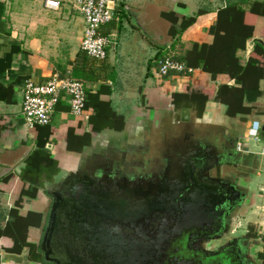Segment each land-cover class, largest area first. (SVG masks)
<instances>
[{
    "label": "crops",
    "instance_id": "0c3cea01",
    "mask_svg": "<svg viewBox=\"0 0 264 264\" xmlns=\"http://www.w3.org/2000/svg\"><path fill=\"white\" fill-rule=\"evenodd\" d=\"M204 1L115 0L114 16L101 28L111 40L107 56L98 59L82 52L86 23L69 0H60L56 10L46 8L44 0H0V173L7 170L0 177V229L10 222V210L16 206L23 185L22 174L36 155L52 159L57 174L74 169L84 147L91 146L99 135L120 138L123 150L134 147L143 158L144 154L150 158L163 152L174 140H180L185 129L191 131L192 139L202 138L211 145L224 138L231 142L230 133L233 145L239 141L233 120L240 114L232 116L229 103L232 87H240L241 82L229 74H218L214 79L201 68L192 73L155 75L159 56L174 55L191 42L213 41L209 28L230 0ZM256 1L264 0L249 2ZM250 3L244 4L245 22L254 26V34L240 56L246 63L250 58L258 61L262 93L246 103L252 106L248 115L257 116L264 113L258 109L264 93V15L254 13ZM166 13L196 19L173 39ZM54 76L83 81L86 111L81 116L72 114L69 95L65 94L56 104L50 124L31 128L22 115L25 81L46 83ZM219 88L221 98L217 99ZM256 122L264 131V124L255 117L248 130L250 136H254L251 129ZM126 160L131 161L127 155ZM40 179L44 187L38 188L36 197H24L23 201L43 198L46 205L39 211L40 223L28 228L30 246L21 253L10 251L12 238L0 236L6 264H50L44 261L38 244L51 207L45 184L53 179L48 180L46 174Z\"/></svg>",
    "mask_w": 264,
    "mask_h": 264
},
{
    "label": "flooded vegetation",
    "instance_id": "af4514ba",
    "mask_svg": "<svg viewBox=\"0 0 264 264\" xmlns=\"http://www.w3.org/2000/svg\"><path fill=\"white\" fill-rule=\"evenodd\" d=\"M185 130L177 151L158 154L162 162L128 148L127 164L135 165L125 184L128 230L143 264H264V248L255 249L264 245L261 236L248 224L238 229L251 206L243 182H250L254 155L244 145L239 150V141L233 145L231 133V142L211 145L199 138L206 147L190 150L185 136L192 133ZM194 155L201 160L198 168Z\"/></svg>",
    "mask_w": 264,
    "mask_h": 264
},
{
    "label": "water",
    "instance_id": "95a60500",
    "mask_svg": "<svg viewBox=\"0 0 264 264\" xmlns=\"http://www.w3.org/2000/svg\"><path fill=\"white\" fill-rule=\"evenodd\" d=\"M185 138L190 150L206 147L202 139L197 142L191 136ZM96 139L91 146L84 147L74 169L60 170L45 184L52 204L38 250L44 261L51 264H143L142 250L129 235L125 197V184L135 165L127 164V152L122 149L120 138ZM112 142L120 145L122 153L119 150L111 156H96L87 152L88 148L101 144L105 153ZM181 145L179 140H174L164 148L163 154L168 156ZM199 155L192 157L197 168ZM155 160L162 162L163 158L154 155ZM6 172L0 173V177ZM113 178L118 182L114 183Z\"/></svg>",
    "mask_w": 264,
    "mask_h": 264
},
{
    "label": "trees",
    "instance_id": "16d2710c",
    "mask_svg": "<svg viewBox=\"0 0 264 264\" xmlns=\"http://www.w3.org/2000/svg\"><path fill=\"white\" fill-rule=\"evenodd\" d=\"M249 1L251 2V0L242 2L230 0L225 7L218 11L216 21L209 28V32L214 37L211 43L191 42L176 54H164L155 60L156 69L158 60L170 56L187 67L201 68L209 72L214 79L218 74H229L235 81L241 82L240 87L231 89L232 102L229 103L231 115L250 113L252 106H248L246 103L254 102L262 93L259 86L260 77L257 75L258 61L250 58L246 63L240 56V52L246 50L247 41L254 34V26L245 22L246 7L244 4L250 3ZM253 3H250L253 12L264 15V1ZM166 17L172 23L170 33L173 39H177L196 19L194 16L188 18L173 16L172 13H166ZM179 20H181L180 23H178ZM82 52L89 56L83 50ZM76 75L78 74L76 73ZM221 88L218 89L217 99L221 98ZM222 99L225 101L224 98ZM54 164L52 159L45 155H36L27 163L29 167L26 166L22 174L23 185L19 192V199L16 206L10 210V222L5 228L0 229V236L8 235L14 241V245L10 249L11 252L21 253L25 247L30 246L27 241L28 228L40 223L41 214L30 212L29 219H27L20 214L19 207L23 204L24 197H36L38 188L44 187L43 180L40 179L42 174H46L48 180L53 179L55 172L58 171ZM32 178H34L33 181L30 180ZM262 256L264 257V253Z\"/></svg>",
    "mask_w": 264,
    "mask_h": 264
},
{
    "label": "built area",
    "instance_id": "2783aa9c",
    "mask_svg": "<svg viewBox=\"0 0 264 264\" xmlns=\"http://www.w3.org/2000/svg\"><path fill=\"white\" fill-rule=\"evenodd\" d=\"M84 16L86 27L81 40V49L89 56L103 59L107 56V47L111 40L102 34L101 28L111 21L114 16L115 0H69ZM48 9H59L60 0H44ZM196 69L187 67L184 63L167 56L158 60L155 75L164 77L170 73L189 72ZM69 95L71 113L76 116L84 115L87 108V93L84 83L72 77L54 76L46 83L26 80L23 88L22 115L26 124L31 127L48 125L51 122L56 104L63 95ZM260 125L253 124L251 133L256 136ZM242 143L237 144L239 150ZM0 264H6L0 250Z\"/></svg>",
    "mask_w": 264,
    "mask_h": 264
},
{
    "label": "rangeland",
    "instance_id": "374dc122",
    "mask_svg": "<svg viewBox=\"0 0 264 264\" xmlns=\"http://www.w3.org/2000/svg\"><path fill=\"white\" fill-rule=\"evenodd\" d=\"M203 2H205L203 0ZM258 109L264 111V93L259 99ZM257 117L262 124H264V113L251 115H239L237 120H233V124L236 127L239 141L244 145L245 150L248 153L254 155V163L252 166V176H250V182H243V185L249 188V197L251 206L246 210L244 216L240 219V224L238 229L241 231L247 224L249 227L257 234L261 236V241L264 244V131L260 127L257 136H250L248 130L252 125V120ZM241 118H245L242 121ZM97 138V137H96ZM98 138H101L99 136ZM98 138L96 140H98ZM120 150L119 144H109L105 153L102 152L101 144H96L93 147L87 149V152L97 155H107L111 156L112 154L117 153ZM116 151V152H115ZM122 153V150H120ZM111 154V155H110ZM46 184H49L47 182ZM45 201L41 197L26 199L25 202L19 207L21 215L29 219L30 212L42 211L45 207ZM253 212H250V211ZM31 222V219L28 220ZM30 228L32 226H29ZM264 245L258 246L257 250L263 249Z\"/></svg>",
    "mask_w": 264,
    "mask_h": 264
}]
</instances>
